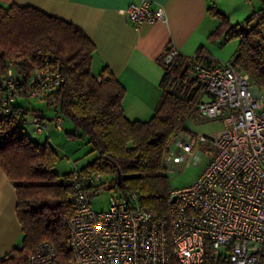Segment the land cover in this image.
<instances>
[{"label":"trees","instance_id":"trees-1","mask_svg":"<svg viewBox=\"0 0 264 264\" xmlns=\"http://www.w3.org/2000/svg\"><path fill=\"white\" fill-rule=\"evenodd\" d=\"M209 1V16L222 22L208 40L226 42L238 37L230 61L264 90V0H260V18L252 27L229 22L216 1ZM254 13L245 21L254 19ZM95 51L93 41L67 20L28 5H0V77L12 69L24 86L40 61L38 53L52 57L51 63L63 81L42 99L53 115L41 116L46 120L60 116L63 123L71 122L73 128L65 131L66 135L85 139L91 152L97 153L82 167L57 175L54 167L59 156L48 143V136L36 142L24 134L15 118L28 114V108L23 100L14 105L11 122L0 123V171L15 189V211L22 237L19 244L0 257V264H29V256L44 241L52 243L61 264H73L67 220L74 212L71 198L76 170L81 174L109 175L111 189L121 196L135 194L141 208L157 217L167 213L172 187L165 173V158L174 140L186 131L187 119L198 113L196 106L203 96L194 75V62L203 66L216 63L204 54V45H200L195 58L177 54L168 64L164 62L165 51L157 59L163 68L162 94L154 112L148 120H131L122 107L124 86L106 69L99 75L93 73ZM103 183L102 179L99 185ZM168 264L181 263L171 256ZM201 264L230 263L225 258L210 257L206 251ZM258 264H264V255Z\"/></svg>","mask_w":264,"mask_h":264},{"label":"built area","instance_id":"built-area-1","mask_svg":"<svg viewBox=\"0 0 264 264\" xmlns=\"http://www.w3.org/2000/svg\"><path fill=\"white\" fill-rule=\"evenodd\" d=\"M126 13L135 28L166 21L163 6L152 0L131 3ZM259 18L255 12L254 19ZM177 54L171 46L164 62ZM37 58L24 86L12 69L0 77V123L11 122L19 100H42L63 81L52 57L39 52ZM194 66L203 91L197 112L218 119L222 128L213 136L175 139L165 158V173H172L184 155H193L198 142L215 149L208 165L192 184L172 188L162 217L142 209L135 194L124 197L118 192L107 209L95 210L91 198L98 194L103 175L76 170L74 212L67 220L73 264H168L171 256L181 264H201L206 251L230 264H258L264 255V92L230 60ZM26 116H16L15 123L30 124L48 136L62 131L60 116L46 120L35 113L30 121ZM28 263L61 264L48 241L37 247Z\"/></svg>","mask_w":264,"mask_h":264},{"label":"crops","instance_id":"crops-1","mask_svg":"<svg viewBox=\"0 0 264 264\" xmlns=\"http://www.w3.org/2000/svg\"><path fill=\"white\" fill-rule=\"evenodd\" d=\"M139 1L0 0V5L32 6L80 28L96 46L93 73L99 75L104 69L111 72L125 88V116L148 120L162 94L163 68L158 57L171 46L179 54L192 57L204 45V54L218 63L205 46L216 23L207 12L209 0H152L154 5L163 6L166 21L145 22L135 28L126 9ZM15 206V189L0 171V257L8 254L22 237Z\"/></svg>","mask_w":264,"mask_h":264},{"label":"rangeland","instance_id":"rangeland-1","mask_svg":"<svg viewBox=\"0 0 264 264\" xmlns=\"http://www.w3.org/2000/svg\"><path fill=\"white\" fill-rule=\"evenodd\" d=\"M218 10L223 12L229 22L248 24V27L255 25V19L249 22L245 20L254 12H258L261 7L260 0H215ZM245 21V22H244ZM222 22V19L215 18L216 27ZM215 27V28H216ZM239 38L232 37L228 41L219 40L213 42L207 40L205 46L210 48L214 58L218 62H227L232 59ZM261 92H264L262 90ZM28 108L27 120L32 119L33 114L51 116L53 112L46 108L44 100L21 101ZM186 131L183 132L180 139L183 142L191 141L200 136H213L221 130L222 125L218 119H206L199 113L191 115L185 122ZM62 132L50 131V135L39 134L35 128L30 125H24L20 130L36 142L44 141L47 136L48 143L55 149L59 159L54 167L57 175L73 171L88 162L92 161L97 153L91 152V146L82 138H69L65 131L72 130L71 122L65 121L62 125ZM212 145V144H211ZM210 144L198 142L194 147L193 155H184L182 161L176 169L168 174L170 185L172 188H180L192 184L206 168L212 158L215 149ZM103 185L99 188L98 194L91 198L92 207L95 210H105L108 208L110 197L116 192L111 189L112 181L109 175H103Z\"/></svg>","mask_w":264,"mask_h":264},{"label":"water","instance_id":"water-1","mask_svg":"<svg viewBox=\"0 0 264 264\" xmlns=\"http://www.w3.org/2000/svg\"><path fill=\"white\" fill-rule=\"evenodd\" d=\"M117 177H118V181H120V179H121L120 171H118V175H117Z\"/></svg>","mask_w":264,"mask_h":264}]
</instances>
